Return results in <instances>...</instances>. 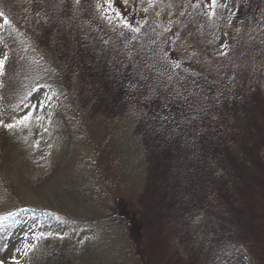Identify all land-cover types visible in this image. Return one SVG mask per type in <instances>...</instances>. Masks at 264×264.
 <instances>
[{"label":"rangeland","instance_id":"374dc122","mask_svg":"<svg viewBox=\"0 0 264 264\" xmlns=\"http://www.w3.org/2000/svg\"><path fill=\"white\" fill-rule=\"evenodd\" d=\"M9 1L19 35L66 71L0 118L28 134L24 153L0 146L12 188L0 219H15L0 260L61 251L70 264H135L129 237L143 264H257L245 219L264 193V0ZM96 201L110 224L89 213ZM39 209L86 214L71 220L76 239ZM119 211L128 236L112 227Z\"/></svg>","mask_w":264,"mask_h":264},{"label":"trees","instance_id":"16d2710c","mask_svg":"<svg viewBox=\"0 0 264 264\" xmlns=\"http://www.w3.org/2000/svg\"><path fill=\"white\" fill-rule=\"evenodd\" d=\"M3 1L4 0H0L1 3ZM8 1L9 0H7V2ZM0 11L4 13V16H1V18L3 19L2 25L5 27V30H0V41L4 43L6 47L3 67L0 69V118L4 119L7 117L13 118L20 116L27 106L29 96L38 87H61V84H64L63 78L65 76L66 65L59 64V62L54 59L53 62L50 61L48 54L46 55L47 51H33L34 47L30 46V42H28L26 35L20 36L19 34L21 33L15 29L16 25L13 22L14 15L10 9L1 4ZM5 18H7L8 23L4 22ZM229 30H232V26L230 25L228 31ZM228 41V45L223 51L216 55H211L215 58V61L225 62V55L231 48V40L228 39ZM27 142L28 134L25 135L18 126L5 128V126L0 124V146L2 153H21L19 151L24 153L28 144ZM0 186V194L4 192L10 195L9 191H12V188L6 184L1 177ZM263 189L264 187L262 190ZM109 206H104L100 201L93 202L89 213H92L94 216L105 218L109 214ZM250 207L252 209V211L249 212L250 219H245V224L249 227L248 229H250L247 241L251 242L250 244L253 247V255L256 263L264 264V238H261L262 236H258L251 231L258 225H260L258 227H264V193L260 192V196L252 198ZM122 211V214L125 215L126 212L124 210ZM36 213L40 214V216L50 223L53 228L59 229L61 235L69 240L76 239L75 230L70 229L72 221H75L77 217L86 215L82 214L72 218L69 215H55L51 210L42 211L40 209L37 210ZM118 217L120 218V223L112 224V227L115 226L120 230L123 229L128 236L130 227L129 221L125 219V217H121L120 211ZM106 219L105 222L110 224L112 220L107 217ZM14 221L15 219L13 218L1 220L0 226L2 227H0V232L11 228ZM128 239L130 246L125 252L126 257L135 262V264H143L138 254L139 251L137 252V245H139L138 239H136V245L129 237ZM84 242L87 241H80L79 239L77 243L82 244ZM35 257L32 264H70L71 261L70 257L61 251L38 253Z\"/></svg>","mask_w":264,"mask_h":264},{"label":"snow or ice","instance_id":"6c2138e0","mask_svg":"<svg viewBox=\"0 0 264 264\" xmlns=\"http://www.w3.org/2000/svg\"><path fill=\"white\" fill-rule=\"evenodd\" d=\"M105 2L108 4V7H109V8L112 7L111 0H105ZM217 6H219V5L217 4V0H211L210 7H217ZM113 11H115V10L113 9ZM0 16H4V13H3L2 11H0ZM116 16L119 17V16H120V13H119V12H116ZM4 22H5V23H8L7 18H5ZM125 27H128L127 23H125ZM136 30H137V29H133V31H136ZM178 66H179V65H177V67H178ZM2 67H3V61H0V68H2ZM39 103H41V102L38 101V104H39ZM28 118H29V117L26 116L24 119L27 120ZM4 126L7 127V128H12V127H14V125H12V124H6V125H4ZM26 247H27V246H26ZM0 264H5V262H4L3 260H0ZM15 264H19V262L16 261Z\"/></svg>","mask_w":264,"mask_h":264}]
</instances>
